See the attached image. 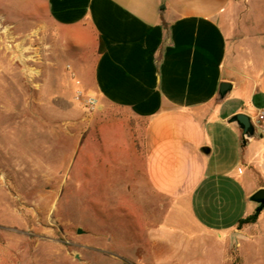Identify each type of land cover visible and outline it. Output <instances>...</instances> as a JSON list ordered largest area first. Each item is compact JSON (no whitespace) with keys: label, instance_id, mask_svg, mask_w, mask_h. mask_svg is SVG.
<instances>
[{"label":"crops","instance_id":"obj_1","mask_svg":"<svg viewBox=\"0 0 264 264\" xmlns=\"http://www.w3.org/2000/svg\"><path fill=\"white\" fill-rule=\"evenodd\" d=\"M249 2L252 28L239 0H32L55 57L44 82L72 109L94 96L88 133L123 126L148 196L168 203L140 264H264V210L239 226L264 189V134L244 146L228 123L264 110V0ZM222 82L233 90L220 102Z\"/></svg>","mask_w":264,"mask_h":264},{"label":"rangeland","instance_id":"obj_2","mask_svg":"<svg viewBox=\"0 0 264 264\" xmlns=\"http://www.w3.org/2000/svg\"><path fill=\"white\" fill-rule=\"evenodd\" d=\"M239 2L252 28L253 3ZM31 3L0 0V264H140L168 203L148 196L123 126L88 133L98 111L44 82L55 57Z\"/></svg>","mask_w":264,"mask_h":264},{"label":"water","instance_id":"obj_3","mask_svg":"<svg viewBox=\"0 0 264 264\" xmlns=\"http://www.w3.org/2000/svg\"><path fill=\"white\" fill-rule=\"evenodd\" d=\"M233 90V84L229 82H222L219 87L218 101L222 102L229 97ZM229 124L239 128L242 131V144L245 146L247 143L257 137H260L252 118L246 114H237L232 116ZM250 201L258 205L257 212L261 213L264 210V189L254 193ZM81 233V230L79 231Z\"/></svg>","mask_w":264,"mask_h":264},{"label":"built area","instance_id":"obj_4","mask_svg":"<svg viewBox=\"0 0 264 264\" xmlns=\"http://www.w3.org/2000/svg\"><path fill=\"white\" fill-rule=\"evenodd\" d=\"M76 100L90 112H95L99 109L98 100L94 96L78 93ZM254 125L256 129L260 130L261 133L264 134V110L259 113Z\"/></svg>","mask_w":264,"mask_h":264},{"label":"trees","instance_id":"obj_5","mask_svg":"<svg viewBox=\"0 0 264 264\" xmlns=\"http://www.w3.org/2000/svg\"><path fill=\"white\" fill-rule=\"evenodd\" d=\"M260 213H258L257 211L255 213H253L252 215H250L249 217L243 219L240 221L239 226L243 227V226H247V225H251L257 222L258 217H259Z\"/></svg>","mask_w":264,"mask_h":264}]
</instances>
